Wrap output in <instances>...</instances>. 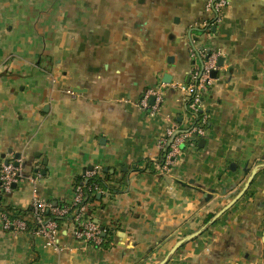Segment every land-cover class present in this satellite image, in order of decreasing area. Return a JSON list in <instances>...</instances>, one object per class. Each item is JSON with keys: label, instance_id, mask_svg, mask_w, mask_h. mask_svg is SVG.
<instances>
[{"label": "crops", "instance_id": "0c3cea01", "mask_svg": "<svg viewBox=\"0 0 264 264\" xmlns=\"http://www.w3.org/2000/svg\"><path fill=\"white\" fill-rule=\"evenodd\" d=\"M207 1L0 0V161L38 172L48 202L70 200L75 178L95 167L117 191L90 208L107 247L83 246L67 223L59 250L0 229V264H158L255 168L244 195L165 264H264V0H229L208 31ZM193 47L223 58L202 100L208 128L160 174L167 127L192 125L179 86ZM161 84L152 115L139 102ZM31 198L23 180L2 205L25 211Z\"/></svg>", "mask_w": 264, "mask_h": 264}, {"label": "built area", "instance_id": "2783aa9c", "mask_svg": "<svg viewBox=\"0 0 264 264\" xmlns=\"http://www.w3.org/2000/svg\"><path fill=\"white\" fill-rule=\"evenodd\" d=\"M229 5V0H208L205 4V11L213 19L202 23V28L210 30L213 23L219 21L223 10ZM190 56L193 59L192 71L186 84L179 88L186 96V109L192 118V125L187 131H181L176 123H171L166 129L164 136L159 141L160 151L168 148L165 154L164 162L158 166L160 174H164L173 165V162L179 155V144L186 143L188 139L194 137H203L206 134L207 115L202 107L204 95L214 81L211 78V72L219 70L217 61L219 53L208 48L198 49L193 47L190 50ZM164 84L148 89L139 102L143 109L150 110L154 115L160 111L163 101ZM153 100L151 104L150 101ZM197 114H201L198 125H195ZM193 137V138H194ZM99 167L91 171L84 172V179L93 176H101ZM40 174L25 176L18 164L16 158L8 156L5 161H0V195L2 199L13 191V186H17L21 181H28L31 185L30 213L23 216H10L9 213L0 212V229L3 231H13L25 233L31 236L41 237L45 240V246L61 249L59 247L60 229L53 220H46L45 214L51 212L57 216H68L66 223L71 226L72 237L83 246L100 247L103 243V237L107 231L96 224L91 216L90 208L96 201L85 202L84 185H76L72 189V196L69 202L63 207H56L52 202L42 199L38 194L36 183ZM97 196L106 195L105 190L93 186ZM15 215V214H14ZM18 215V214H17Z\"/></svg>", "mask_w": 264, "mask_h": 264}, {"label": "trees", "instance_id": "16d2710c", "mask_svg": "<svg viewBox=\"0 0 264 264\" xmlns=\"http://www.w3.org/2000/svg\"><path fill=\"white\" fill-rule=\"evenodd\" d=\"M201 118V114H197L196 118H195V125L199 124ZM208 128V123L206 124V129ZM187 131V130H185ZM192 138L188 139L187 142L185 144H190L192 142L193 139V135L191 136ZM168 148H165V150H161L158 160H156V162H154V164L161 166L164 162L165 159V154L166 152H168ZM151 162L149 161L148 164H150ZM111 177L110 174L108 173H104L101 176H93L91 178H86L84 179L82 176H78L75 178V180L73 181L72 184V189L76 186V185H84V192H85V202H92V201H97V194L96 192H94L93 190V186H97L99 189L105 190L110 196L114 195L117 193L116 189L113 188V186L110 184L109 182V178ZM2 197L0 195V212H6L9 213L10 216H23L26 215L28 213L31 212L30 209H27L25 211H19V210H14L10 207H3L2 205ZM69 202V200H65V201H58L55 202L56 207H63L65 206L67 203ZM54 203V202H52ZM11 212V213H10ZM15 214V215H14ZM18 214V215H17ZM212 217V215L208 216V218L206 219V222ZM45 218L46 220H53L58 224V227L60 229V227L62 226L63 223H66L67 221H69V217L68 216H57L55 214H52L51 212L46 213L45 214ZM107 235V233H106ZM109 243V240L106 239V236L103 237V243L101 246H103V248L107 247Z\"/></svg>", "mask_w": 264, "mask_h": 264}, {"label": "water", "instance_id": "95a60500", "mask_svg": "<svg viewBox=\"0 0 264 264\" xmlns=\"http://www.w3.org/2000/svg\"><path fill=\"white\" fill-rule=\"evenodd\" d=\"M223 64V58H218V61H217V65L219 67H221ZM216 72L213 71L211 72L210 76L211 78H216ZM153 102V100H151V103ZM91 168H89L88 170H90ZM258 168H255L251 171L250 175L248 176V178L246 179L245 183L243 184V187L241 188V190L236 194V196L230 200V202L228 204H226L219 212H217L210 220L209 222L207 223V226L209 225H212L224 212H226L233 204H235L243 195L244 193L246 192V190L249 188L251 182H252V179L254 177V175L256 174ZM104 172H107L106 169H104ZM13 188H15V186H13ZM99 198V196H97ZM53 205H55V203H53ZM206 226V227H207ZM204 227L203 229L191 234V235H188L184 238H182L181 240H179L178 242H176L174 244V246L171 248V250L168 252V254L158 263V264H165L168 259L174 254V252L184 243L194 239L195 237H197L199 234L202 233V231L206 228Z\"/></svg>", "mask_w": 264, "mask_h": 264}]
</instances>
